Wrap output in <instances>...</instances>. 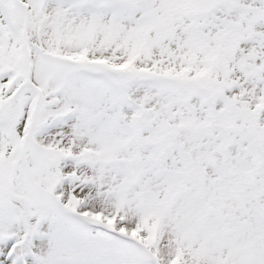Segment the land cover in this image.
Listing matches in <instances>:
<instances>
[{
  "label": "snow or ice",
  "instance_id": "obj_1",
  "mask_svg": "<svg viewBox=\"0 0 264 264\" xmlns=\"http://www.w3.org/2000/svg\"><path fill=\"white\" fill-rule=\"evenodd\" d=\"M0 264H264V0H0Z\"/></svg>",
  "mask_w": 264,
  "mask_h": 264
}]
</instances>
